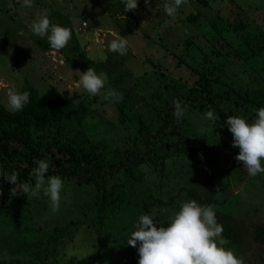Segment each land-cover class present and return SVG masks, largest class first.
<instances>
[{
	"label": "rangeland",
	"instance_id": "rangeland-1",
	"mask_svg": "<svg viewBox=\"0 0 264 264\" xmlns=\"http://www.w3.org/2000/svg\"><path fill=\"white\" fill-rule=\"evenodd\" d=\"M169 2L148 0L146 4L145 0H138L135 10L125 12L121 0H33L31 7H23L21 0H0L3 104L10 90L21 91L26 85L38 88L44 84L47 98L53 94L84 92L78 87L79 70L68 67L58 51H43L32 39L48 43L46 38H38L30 31L31 23L42 13L47 14L51 23L70 30L71 39L65 48L73 56L87 53L91 59L100 61L98 53L104 49L103 62L128 74L119 88L108 80L111 89L128 92L127 99L109 104L102 99V90L100 95L91 97L93 118L96 113L102 118L92 120L89 116L83 122L88 125L93 121L103 134L112 135L114 145L117 143L123 150L132 139L144 140L169 97L183 99L192 88L199 87L196 81L200 76L193 74L189 66L178 65L179 57L188 65L209 72L211 79L220 78L213 90L225 96L226 111L234 110L235 100L240 101L236 94L264 89V0H186L173 16L164 12ZM199 13L204 14L200 23L206 19L219 22L222 17L230 25L229 33L222 32V42L213 39L212 45L219 46L215 52L200 27L188 22L190 15L193 18ZM83 23L87 28L82 32L79 28ZM117 35L127 40L128 52L124 56L106 50L108 42ZM230 35L238 41L244 35L251 38L244 43L258 50L256 55L243 60L223 55L231 52L224 45ZM187 38H193L194 44L187 46ZM161 75L169 78L167 86ZM168 105H172L170 100ZM184 107L186 112L179 127L181 137L175 140L197 138L201 152L169 157L162 172L145 164L135 166L133 172L119 174L118 182L124 195L127 194V203L119 214L118 207L109 210L110 220L102 238L94 233L95 225L98 227L100 223L94 220L97 214L93 189L90 194V186L61 178L63 189L55 213L42 191L35 197L22 191L12 203L0 206V264H137L136 248L127 245L137 218L150 214V204L168 202L181 189L185 190L170 206L152 208L158 226L167 225L179 202L194 200L215 211L217 222L228 233V237L222 235L227 241L225 248L236 253L243 264H264V248L253 241L254 226L264 221V173L250 176L235 160L238 149L231 146L232 139L215 130V121L203 119L209 109L201 113L188 108V104ZM121 109L127 112L124 123L119 120ZM256 109L249 107L244 115L237 110L236 116L252 122ZM76 124L84 131L82 121ZM201 127L210 131L201 132ZM87 133L80 132L79 138H74L83 148H89ZM34 183L35 180L27 185ZM224 186L227 188L222 191ZM216 201L224 205L216 206Z\"/></svg>",
	"mask_w": 264,
	"mask_h": 264
},
{
	"label": "trees",
	"instance_id": "trees-1",
	"mask_svg": "<svg viewBox=\"0 0 264 264\" xmlns=\"http://www.w3.org/2000/svg\"><path fill=\"white\" fill-rule=\"evenodd\" d=\"M205 2L202 1L204 5H206ZM191 16L188 22H195L197 27H200L198 29L202 32V36L206 38L205 41L211 45L214 38H217L216 42H222L227 31L229 33L230 25L226 24L222 17L219 18V22L206 19L204 23H200V17H203L204 14L199 13L194 15L193 18ZM222 32H224V35ZM32 39L36 41L43 51H58L61 53L70 68L84 72L87 68L92 67L97 73H106L108 80L116 88L121 86L128 75L124 70H117L111 65L107 66L104 62L91 59L87 53H83L80 57H75L66 48L54 50L49 47L48 43H42L40 42L42 40H38L35 37H32ZM259 39L257 35V40ZM241 40L243 42L231 37L229 41H224V45L230 47L231 52L222 54L232 60H243L255 56L258 50L248 47L244 43V41H251V38L244 35ZM185 41L187 46L194 44L193 38H187ZM215 45H212V52H215L216 48L219 47ZM246 46L248 47L247 57L244 56ZM177 60L178 65L189 66L193 74L200 76L196 81L199 87L192 88L183 96V99L177 96H174L173 99L181 100L183 106L188 104V108L191 110L195 109L201 113L206 109H211L216 116L215 130L226 135L227 138L232 139L225 124L229 116H236L237 110L240 111L241 115H244L249 107L255 106L258 109L264 107V89H259L244 95L236 94L240 101L235 100L234 110L226 111L223 107L225 96L217 94L213 90V86L221 81L220 78L211 79L209 72H205L196 66L188 65L180 57ZM161 76L162 80L164 79L165 86H167L169 78ZM159 86L161 87L162 84H159ZM36 87L35 85H26L22 88L21 92L28 91L30 94L29 103L22 111L14 114L5 109L0 96V206L8 205L16 200L17 196L22 192L20 185L34 182V176L31 174V169L36 166L34 160L43 159L49 163L46 177L59 176L67 179L68 182H75L79 186H90V194H92L91 189H93V193H95L93 206L97 214L94 220H98V223H100L98 227L95 225L94 233L102 238L106 228L105 225L110 220L108 218L109 210L118 207L119 214L121 212L120 209L127 203V194L126 196L124 195L123 188L118 182L119 174L123 171L133 172L135 166L145 164H150L154 166L156 171L162 172L165 161L169 157L175 155H196L198 154L197 152H201V147L197 144V138L175 140L176 137H181L179 127L182 120L177 122L173 116L172 105H168L169 100L170 102L173 100L170 97L167 99V104L160 111L161 113L157 116V120L153 118L156 124L147 131L144 140L132 139L128 147L123 150L117 147V143L114 145L112 135L103 134L98 130L96 124H93V121L88 123V125H83L84 119L89 116L92 117V120L94 119L93 112H95L92 108L93 100L91 101V97L87 93L75 91L72 95L53 94L51 98H47L43 90L44 84L38 87L41 90ZM120 91L123 93V99L126 100L128 92L123 89ZM119 112V120L124 123L127 118V112L122 109ZM81 118L82 120H80ZM96 118L102 117L96 113ZM81 121L84 131H81L78 127L79 125L76 124ZM80 132L82 134L88 132L86 139L88 140L89 148L81 147L74 140V138H79ZM10 173L17 175L16 185H12L2 178L4 174ZM226 188L227 186H224L221 190L225 191ZM184 190L181 189L177 194L171 196L168 202L156 201L158 202L157 204H150L148 206L151 208L148 211L149 215H153L152 208L156 205L162 207L170 206L176 196ZM214 205L224 204L216 201ZM26 230L28 231V229ZM222 235L228 237V233L224 230ZM253 241L264 248V221L254 226ZM77 264L93 263L78 262Z\"/></svg>",
	"mask_w": 264,
	"mask_h": 264
},
{
	"label": "clouds",
	"instance_id": "clouds-1",
	"mask_svg": "<svg viewBox=\"0 0 264 264\" xmlns=\"http://www.w3.org/2000/svg\"><path fill=\"white\" fill-rule=\"evenodd\" d=\"M186 0H170L165 4L164 12L168 16L176 11ZM23 7H31L33 0H21ZM124 11L135 10L138 0H121ZM148 3V0H145ZM31 33L38 38H46L49 47L54 50L65 48L71 39L68 28L53 24L46 13H42L30 25ZM107 52L124 56L128 52L126 38L116 36L107 44ZM98 59H106L104 49L98 53ZM78 87L90 97L100 95L109 104H117L123 99V93L108 87V76L97 73L92 67L80 72ZM142 74V73H141ZM28 91L10 90L6 94L5 109L10 113L22 111L29 103ZM173 116L177 122L185 116L186 108L181 100H172ZM252 122L241 116H229L225 124L232 136V147L238 149L235 160L246 169L248 175L264 173V107L254 110ZM203 119L215 121L216 116L210 109ZM201 132L210 129L201 127ZM31 169L34 186L20 185L24 193L37 196L41 191L47 197L52 212L60 206L63 181L59 176H47L49 163L46 160H34ZM2 178L12 185L17 184L15 173L4 174ZM134 231L130 233L127 245L136 248L137 264H243L241 258L223 245L227 243L222 237L223 227L217 222L216 213L210 206H201L194 200L179 202L166 226H158L154 216L142 214L137 218Z\"/></svg>",
	"mask_w": 264,
	"mask_h": 264
},
{
	"label": "built area",
	"instance_id": "built-area-1",
	"mask_svg": "<svg viewBox=\"0 0 264 264\" xmlns=\"http://www.w3.org/2000/svg\"><path fill=\"white\" fill-rule=\"evenodd\" d=\"M86 28H87V24L86 23H83L82 24V27L79 28V31H82L83 32L84 30H86Z\"/></svg>",
	"mask_w": 264,
	"mask_h": 264
},
{
	"label": "crops",
	"instance_id": "crops-1",
	"mask_svg": "<svg viewBox=\"0 0 264 264\" xmlns=\"http://www.w3.org/2000/svg\"><path fill=\"white\" fill-rule=\"evenodd\" d=\"M129 38V37H128ZM129 40V39H128Z\"/></svg>",
	"mask_w": 264,
	"mask_h": 264
}]
</instances>
